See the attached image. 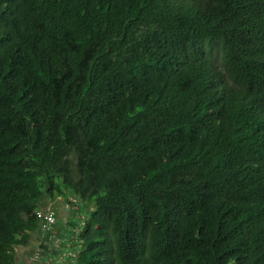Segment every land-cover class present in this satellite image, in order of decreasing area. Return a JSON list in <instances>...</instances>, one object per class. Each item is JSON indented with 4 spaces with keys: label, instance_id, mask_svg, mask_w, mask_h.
<instances>
[{
    "label": "trees",
    "instance_id": "obj_1",
    "mask_svg": "<svg viewBox=\"0 0 264 264\" xmlns=\"http://www.w3.org/2000/svg\"><path fill=\"white\" fill-rule=\"evenodd\" d=\"M58 199L74 264H264V0H0V264Z\"/></svg>",
    "mask_w": 264,
    "mask_h": 264
},
{
    "label": "rangeland",
    "instance_id": "obj_2",
    "mask_svg": "<svg viewBox=\"0 0 264 264\" xmlns=\"http://www.w3.org/2000/svg\"><path fill=\"white\" fill-rule=\"evenodd\" d=\"M42 210H50L55 212V218L57 219L52 234L54 235L56 232H58V234H61V240L56 242L54 237L52 240H48L43 237L41 232L35 231L32 234L27 246L16 248L17 264H74V258H72L70 255L73 252L74 246L69 243L70 228L68 226V222L72 217V213L69 211L67 203L61 199L55 201L46 200ZM65 224H67L68 227ZM42 244L46 245V249L42 247ZM35 252H37L38 255H41L38 263L35 261H30V258H33Z\"/></svg>",
    "mask_w": 264,
    "mask_h": 264
},
{
    "label": "built area",
    "instance_id": "obj_3",
    "mask_svg": "<svg viewBox=\"0 0 264 264\" xmlns=\"http://www.w3.org/2000/svg\"><path fill=\"white\" fill-rule=\"evenodd\" d=\"M42 218L43 227L51 226L55 221V215L52 212H46L42 214H38ZM44 221V222H43Z\"/></svg>",
    "mask_w": 264,
    "mask_h": 264
}]
</instances>
